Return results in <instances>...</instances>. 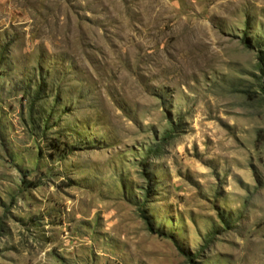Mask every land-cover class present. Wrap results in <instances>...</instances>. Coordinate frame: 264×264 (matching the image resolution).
Masks as SVG:
<instances>
[{
  "label": "rangeland",
  "instance_id": "374dc122",
  "mask_svg": "<svg viewBox=\"0 0 264 264\" xmlns=\"http://www.w3.org/2000/svg\"><path fill=\"white\" fill-rule=\"evenodd\" d=\"M0 264H264V0H0Z\"/></svg>",
  "mask_w": 264,
  "mask_h": 264
}]
</instances>
